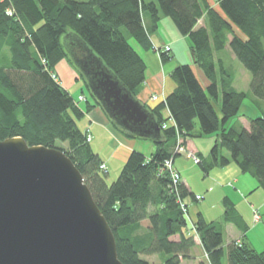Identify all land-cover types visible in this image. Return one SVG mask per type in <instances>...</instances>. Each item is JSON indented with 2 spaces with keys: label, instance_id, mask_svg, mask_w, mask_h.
Listing matches in <instances>:
<instances>
[{
  "label": "trees",
  "instance_id": "1",
  "mask_svg": "<svg viewBox=\"0 0 264 264\" xmlns=\"http://www.w3.org/2000/svg\"><path fill=\"white\" fill-rule=\"evenodd\" d=\"M214 2L217 7L210 0L0 1V139L22 136L30 145L64 150L111 226L125 264H152L142 255H158L159 264H182L196 244L195 233L210 264H264V251L250 243L231 241L225 248L222 223L208 221L202 212L191 226L172 192L170 172L163 169L166 159L178 155L180 138L185 145L187 138L215 134L210 164L198 155L202 168L208 172L217 164L235 162L264 189V116L250 118L249 127L230 125L250 93L236 90L232 70L215 61V52L220 54L229 45L251 73V94L264 99V0ZM9 7L14 16L6 13ZM163 16L189 38L194 61L211 83L204 87L191 64L177 65L171 74L176 88L165 102L148 106L162 129L156 151L148 157L133 150L110 183L108 169L101 168L105 162L78 124L100 104L80 74L89 89L84 108L80 107L55 72L62 59L71 61L62 39L68 32L77 33L138 96L147 64L129 39L155 48L151 33ZM161 51L164 60L171 58L169 51ZM166 107L174 122L164 116ZM222 149L230 155L219 159ZM180 193L183 198L190 195L183 183ZM232 212L228 209L227 216Z\"/></svg>",
  "mask_w": 264,
  "mask_h": 264
},
{
  "label": "water",
  "instance_id": "2",
  "mask_svg": "<svg viewBox=\"0 0 264 264\" xmlns=\"http://www.w3.org/2000/svg\"><path fill=\"white\" fill-rule=\"evenodd\" d=\"M62 41L112 123L161 141L155 114L91 46L72 31ZM0 264H125L90 187L61 148L0 139Z\"/></svg>",
  "mask_w": 264,
  "mask_h": 264
},
{
  "label": "crops",
  "instance_id": "3",
  "mask_svg": "<svg viewBox=\"0 0 264 264\" xmlns=\"http://www.w3.org/2000/svg\"><path fill=\"white\" fill-rule=\"evenodd\" d=\"M229 37L231 38V35ZM151 40L156 47H159V50H157L156 47L146 49L139 45L136 41L132 44L140 53V55L144 58L147 64L146 81L137 96L144 104L150 107H155L161 102H165L164 97H167L176 88V83L172 79L171 74L175 67L179 64H191V66L196 72V75L198 76L199 80L201 81L204 87H207L211 83L210 78L207 77L205 72L194 61V57L191 50V42L189 38L187 36H184L180 32V30L172 19L168 18L167 16H163L156 31H153L151 33ZM167 45L171 47V50H169L168 53L171 55V58L164 60L162 57L161 49H164V47H166ZM234 58L237 60V57L235 56L229 45H227V47L222 53L217 54L215 52V61L217 62V64H223L225 69L232 70L230 74L232 75L233 87L235 85V69L233 66L234 62L231 63V61ZM218 67L219 66H217L219 73ZM55 72L59 77L61 85L65 89H67L76 99H78L79 95H86L84 91L85 84L80 77V73L69 59H62L60 62H58L55 67ZM251 78L252 76L250 77V83ZM219 79L221 82L222 77L220 73ZM76 88L78 92L81 91L79 94H77ZM156 94L159 96V98L154 101L152 99V96ZM218 104L219 106L216 105V107L219 111V109H221V105L220 102H218ZM79 106L84 108V102H81ZM163 114L165 117H168L170 115V111L167 107L163 110ZM84 117H86V119L88 120L84 124V130H91L93 135L91 146L93 150L98 153L103 159V161L107 164L108 175L111 174L110 165L113 158L118 159L121 163L120 165L124 166L125 162L127 161L129 155L133 150L140 151L146 156L150 157L157 149L155 142L150 139L133 138L123 134L112 123V121L109 119L107 114L100 106H96L90 112L85 113ZM79 121H81V119ZM249 124H245L244 126L249 127ZM81 129L83 130V128ZM121 134L125 135L126 138L124 141L122 140L123 142L121 141ZM95 141L98 142V144H95ZM106 141L113 146V150L109 151L108 153L102 152L101 150L102 143H105ZM184 146H186L189 151H194L196 154L201 155V157H205L206 163L210 164L212 159L209 156H206L202 152L203 148L200 145H197L195 141H193L191 138H187ZM177 156L174 158V162L176 161ZM219 165L220 164H217L216 166L218 168H221V170L225 172V178L221 180V183L225 180L223 185L227 183L229 190L234 188L235 190H237V194H239L240 196L237 194L233 196L234 193H232V191L230 192L231 194L226 191V196L223 198V203L226 210L225 214H223L221 219L211 221L221 222L223 220V223L221 222L223 226V231L225 230V232H233V235L230 238V242H247L254 247L253 242H250L248 240V231L250 230L251 225H253L255 230L260 229L262 234L264 232V229H262L261 227V223L264 221V193L260 192V188L262 187L260 186V183L256 178H254L248 173L242 172L239 167V170L236 169V167L232 168V163L226 166L221 165V167ZM213 168H211L208 172L205 171L206 175L211 174ZM177 170L182 174L184 186H186L188 191L192 193L193 191L191 190V186L188 182V179L187 177L185 178V175L187 176L186 168L183 166L180 168L177 167ZM247 174L251 177H247ZM217 175H220L219 172L217 173ZM212 180L214 181V179ZM215 184L216 186L220 185L216 181ZM222 191L224 190L222 189ZM236 201L239 203L241 209L236 206ZM226 202H230V205H227ZM228 209L233 210L232 214L229 217L226 214ZM244 210L246 211L244 212ZM256 210H258L260 213V219H256ZM246 212L248 215L246 214ZM244 213L248 217L247 221L243 219ZM191 217L193 220L196 219V217L194 219L192 215ZM226 223L227 225H225ZM194 236L196 239L195 246L200 248L204 256H200V258H198L197 256H195L193 250H191L190 257L183 259L182 264H210L208 259L205 257V249L201 243L198 233H195ZM179 237V235L176 236L177 239ZM258 251L263 252L264 250Z\"/></svg>",
  "mask_w": 264,
  "mask_h": 264
},
{
  "label": "rangeland",
  "instance_id": "4",
  "mask_svg": "<svg viewBox=\"0 0 264 264\" xmlns=\"http://www.w3.org/2000/svg\"><path fill=\"white\" fill-rule=\"evenodd\" d=\"M210 1L214 6L217 7L214 0H210ZM167 17L170 18L169 16H167ZM200 24H202V19L200 20ZM129 40H130L131 44H133L135 42L131 38ZM232 62H234L233 66L235 69V78H234L235 89L240 91V92H249L250 95L244 98V100L242 101V104H241V108H240V112H239L238 117H235L234 119H232L230 121V125H235V124L245 125V124L250 123V121H249L250 118H256L258 116H264V99L256 97L253 94H251V88H250L251 73L244 67V65L238 59L236 60L234 58L231 61V63ZM71 63H72V61H71ZM56 75H57V73H56ZM57 77H58V75H57ZM58 79H59V77H58ZM76 90H77V88H76ZM84 91L86 94L89 93V89L87 88V86H85ZM80 92L81 91L78 92V90H77V94H79ZM79 97H80V95L78 96V99H80ZM215 104L217 106H219L217 101L215 102ZM86 113H88V112H86ZM219 114L221 115L220 109H219ZM86 121H88L86 119V117H83L81 119V121L78 120V124H79V126H81V128H83V130H84V124L86 123ZM121 135H122L121 141L122 140L124 141L126 139L125 135H123V134H121ZM191 139L193 141H195V143L197 145H200L203 148L202 152L206 156L210 157L211 150H212L213 146L215 145V140H216L215 134L203 135V136H199V137H192ZM121 141H119V142H121ZM96 143L98 144V142L95 141V144ZM61 145H63V144H61ZM65 145H66V143H64V146ZM112 148H113V146L111 144H109L107 141L105 143H102V149H101L102 152L108 153L109 151L113 150ZM191 152L195 153L194 151H191ZM188 154H189V150L185 146V151H182L181 154H178L176 161L174 162V166L176 169H177V167L180 168L182 166L186 168L187 176L185 175V178L187 177L188 182L191 186V190L193 191L192 193H190V195L188 197L185 198L186 201L188 202L191 215L195 219L196 214L199 211H201L208 221L221 219V217L223 216V214H225V211H226L225 207H224V203H223V198L226 196V191L228 193H230L232 191V193H234L233 194V196H234L235 194L238 193L237 190H235L234 188L229 190L227 183H225L223 185L225 180L222 181V183H221V180H223V178H225L224 177L225 172L222 171L221 168L214 166L212 173L209 175H206L205 170H203L200 163H196L194 161V159L192 157H190ZM224 155L229 156L230 154L225 149L219 150V159L221 157H223ZM230 163H232V166H231L232 168L236 167V169L239 170V168L235 162H230ZM230 163H228V164H230ZM120 164L121 163L118 159H116V158L112 159V162L110 165L111 174L108 175V181L110 183L115 181L118 178V176L120 175L121 170L123 168L122 167L123 165H120ZM219 166L221 167V164ZM218 172L220 175H217ZM247 177H251V176H248V174H247ZM181 179H182V183H183L182 174H181ZM212 179H214V181ZM215 181L218 182L220 185L216 186ZM210 188H212V189H210ZM222 189L224 191H222ZM260 189H261L260 192L264 193L263 192L264 190L262 188H260ZM196 195H201L203 198H201L200 200H197ZM237 195H239V194H237ZM234 200H236V199H234ZM236 204H237L236 206H238V208L241 209L239 206V203L237 201H236ZM241 207H242V205H241ZM242 209H243V207H242ZM245 211L246 210H244V212ZM255 213H256V211H255ZM246 214H247V212H246ZM246 214L244 213V217H243V219L245 221L248 220V217H247L248 214L247 215ZM221 222L223 223V220ZM225 225H227V223ZM261 227H262V229H264V221L261 223ZM248 232H249L248 240L250 242H253L254 247L260 251L264 250V232L262 234L260 229L255 230L253 225H251V228ZM232 235H233V232H231V231L225 232V230H224V246H225V248H227V245L230 242V238ZM193 248L194 249H192V250H193L195 256H197L198 258H200V256H204L203 252L200 250V248H198L197 246H195ZM142 256L144 258H146L147 260H149L152 264H159L161 262V258L158 255H150V256L142 255ZM205 257L207 258L206 252H205ZM192 264H196V263H192Z\"/></svg>",
  "mask_w": 264,
  "mask_h": 264
},
{
  "label": "built area",
  "instance_id": "5",
  "mask_svg": "<svg viewBox=\"0 0 264 264\" xmlns=\"http://www.w3.org/2000/svg\"><path fill=\"white\" fill-rule=\"evenodd\" d=\"M6 13L9 16H14L15 15V11L11 7L7 8ZM169 50H171V47L169 45L164 47V51H169ZM79 98L80 99H77L78 100V104L81 103V102H86L87 101V96L86 95L82 94V95H80ZM152 98L154 100H157L159 98V96L158 95H153ZM166 98L167 97H164V100H166ZM170 122H174V118L171 116V114H170ZM163 126L167 127V123H165ZM87 133H88L87 134V140H88V142H91L92 139H93V135H92L91 130L88 129ZM182 151H185V146L183 144V140L180 138L179 142H178V146H177L176 152L178 154H181ZM188 155L190 157H192L196 163H200L201 162V159L199 158V156L197 154L189 151ZM101 168L107 170L108 169L107 164L103 163L101 165ZM163 169L164 170H168L170 172V176H171V180H172L171 186H173L172 192L175 193L174 191H176L175 194L177 195V200H178V203L180 204V207L182 208V210L184 211L186 217L188 218L189 222L191 223L190 225L194 226L193 220H192L190 212H189L188 202L186 201L185 198L182 197V195L180 193V185L182 184L181 173L175 168L173 157L165 160ZM196 198H197V200H200L203 197L201 195H196ZM256 218L260 219V213L257 210H256Z\"/></svg>",
  "mask_w": 264,
  "mask_h": 264
}]
</instances>
